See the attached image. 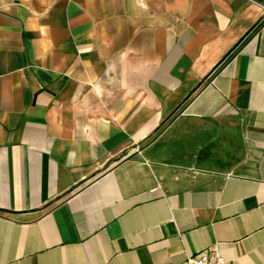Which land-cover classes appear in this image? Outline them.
<instances>
[{
    "label": "crops",
    "instance_id": "crops-1",
    "mask_svg": "<svg viewBox=\"0 0 264 264\" xmlns=\"http://www.w3.org/2000/svg\"><path fill=\"white\" fill-rule=\"evenodd\" d=\"M264 264V0H0V264Z\"/></svg>",
    "mask_w": 264,
    "mask_h": 264
},
{
    "label": "built area",
    "instance_id": "built-area-1",
    "mask_svg": "<svg viewBox=\"0 0 264 264\" xmlns=\"http://www.w3.org/2000/svg\"><path fill=\"white\" fill-rule=\"evenodd\" d=\"M184 264H232V262L222 256L216 247L212 246L204 252L188 256Z\"/></svg>",
    "mask_w": 264,
    "mask_h": 264
}]
</instances>
